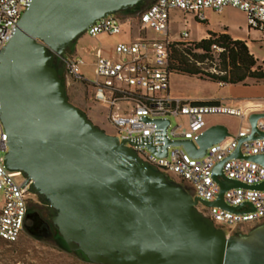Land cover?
Instances as JSON below:
<instances>
[{
	"label": "water",
	"instance_id": "95a60500",
	"mask_svg": "<svg viewBox=\"0 0 264 264\" xmlns=\"http://www.w3.org/2000/svg\"><path fill=\"white\" fill-rule=\"evenodd\" d=\"M144 0H30L13 37L0 50V121L7 135V170L18 173L48 206L50 221L71 252L91 264H264V225L227 236L197 207L232 213L223 193L232 188L264 191L228 180L220 162L212 171L217 199L192 196L134 151L137 140H119L70 103L56 62L96 21L131 10ZM264 3V0H253ZM263 113H252L249 133L227 159L244 158L243 140L264 139ZM147 121V119H145ZM164 158L170 146L201 159L207 149L231 138L227 127H207L194 141L166 137L169 120L152 121ZM142 142V140H140ZM264 166V155L245 157ZM250 207L251 204H246ZM40 234L50 236L46 224Z\"/></svg>",
	"mask_w": 264,
	"mask_h": 264
},
{
	"label": "built area",
	"instance_id": "2783aa9c",
	"mask_svg": "<svg viewBox=\"0 0 264 264\" xmlns=\"http://www.w3.org/2000/svg\"><path fill=\"white\" fill-rule=\"evenodd\" d=\"M30 0H0V50L14 35L17 23ZM233 8L245 15L249 31L258 33L264 40V3L253 0H156L138 17L141 29L150 30L154 39L137 38L129 43L119 42L114 46L115 58H106L100 49L95 52L94 77L86 80L81 75L84 60L78 56H64L63 71L76 82L86 84L91 90L92 102L109 107L107 120L113 126L119 140L134 141V151L152 169L167 176L179 178L187 189L203 201L217 199L220 188L213 179L216 164L223 162L222 172L228 180L252 187L264 182V166L245 157L264 155V139L243 140L240 152L244 158L227 159L233 153L240 139L247 135L239 132L227 142L210 146L201 159L191 158L181 147L170 146L164 158L153 154L146 147V140L158 146V137L152 121L169 120L166 137L176 140L194 141L207 128L206 118L226 115L242 119L245 108L229 107L212 102L196 103L173 99L168 94V77L164 70L168 59V22L171 11L192 15L202 22L203 12L211 10L221 13ZM122 27L117 15L96 21L85 32L90 38L99 35L116 36ZM178 39L189 41L186 30ZM128 103L126 112L121 104ZM147 119V121L145 120ZM172 120L176 122L175 126ZM257 129L264 132V118L257 122ZM142 140V142H140ZM7 135L0 121V241L13 244L23 235L26 220L25 193L18 173L10 172L4 165ZM223 200L229 207L242 206L240 212L232 213L220 207L198 206V212L207 217L216 227L234 232L242 225H259L264 221V191L232 188L223 193ZM251 204L252 209L246 204ZM205 210V215L203 214Z\"/></svg>",
	"mask_w": 264,
	"mask_h": 264
},
{
	"label": "rangeland",
	"instance_id": "374dc122",
	"mask_svg": "<svg viewBox=\"0 0 264 264\" xmlns=\"http://www.w3.org/2000/svg\"><path fill=\"white\" fill-rule=\"evenodd\" d=\"M178 14H180L179 11L174 13V15L180 17ZM174 15L172 17H176ZM185 17L187 22L184 24V20H181L173 21L171 25H169V38L174 40L173 43H182L183 49H188L190 52L196 53L193 43L197 42L196 40L200 37V29H203L204 27L201 24H197L194 16ZM184 30H186L189 34L188 42H183L178 39L179 34ZM207 38L208 35L205 39ZM86 40V36H83L70 50H68L66 55H71V53L74 52H77V55H81L79 47L82 44H85ZM103 40H105L107 44L111 45L114 39L103 38ZM252 53L256 59L264 61V44H256L252 48ZM206 65L208 64H205L204 66ZM56 66L59 75L65 84L66 94L70 103L78 107L96 126L104 130L107 134L115 135L113 126L107 121V107L105 105H97L93 103L90 96L91 90L86 85L76 82L70 77L66 76L65 72L63 71L61 59L57 60ZM83 73L85 74L86 78L90 80L92 79V74L90 71L84 70ZM171 79L173 81L172 88L175 90L183 91L185 94L193 98L218 96V98L224 104L231 100H235V97L251 95L254 91V89L251 87L250 88L252 90L243 89L240 86H234L235 88H233V86L220 87L209 81L188 76L178 77L171 75ZM179 79H184L185 82H181L182 80ZM261 102H264V99L261 100ZM236 103H238V101H236ZM94 115L101 117L102 124L97 119H95ZM172 124L175 126L176 122L172 120ZM168 177L176 183L185 186L179 178L172 175H169ZM17 180L22 181V177H18ZM1 202L2 198L0 196V206ZM260 225H264V221ZM254 226L255 225L248 223L241 229H236L231 233H229L226 229L222 230L227 236L231 237L246 234ZM55 234L56 231L50 240H38L34 235L25 233L21 236L18 242L13 244H7L0 241V264H89L82 254L78 252L75 254L69 253L65 243L61 239H57Z\"/></svg>",
	"mask_w": 264,
	"mask_h": 264
},
{
	"label": "crops",
	"instance_id": "0c3cea01",
	"mask_svg": "<svg viewBox=\"0 0 264 264\" xmlns=\"http://www.w3.org/2000/svg\"><path fill=\"white\" fill-rule=\"evenodd\" d=\"M175 12L177 11L170 12L168 26L171 25L173 21L184 20L183 21V24H184L185 22H187L185 16H192V15H187V14L180 12V14H178V16L180 17H177L176 15H174ZM172 14L176 17H172L173 16ZM203 15H204V21L202 22H199L194 18L197 24L199 25L201 24L204 27L203 29H200V37L196 41L205 39L208 32L226 33L233 40H239V41L246 42L248 50L252 55H253L252 48L256 44H264V40H262L261 36L258 33L251 32L248 30L247 25H246L245 15L236 9L228 7V8H225L221 13H215L211 10H205L203 12ZM117 18L119 19L121 27H122L121 34L116 35V36H107V35L102 34V35H99L95 39L90 38L88 35L84 34L83 36H86L87 40L85 44H82L79 47L81 55L80 54L77 55V52H74V53H71V55H68V56H78L84 60L85 65L81 68V75L86 80H90V79L85 77V74L83 73L84 70L90 71V73L92 74V79L94 77L93 67H94V61H95V52L97 49H100L101 54L104 57L115 58L113 49L117 43L119 42L129 43L137 38H142V39H154L155 38V35L153 34L152 31L141 29V25L139 23V19L136 16V14L132 12L124 11L120 15H117ZM168 30H169V27H168ZM83 36H81L79 39H81ZM103 38H107V39L113 38L114 40L112 44L110 45V44H107V42L103 40ZM168 39L174 42L173 39L169 38V32H168ZM253 57L255 58L254 55ZM262 61L258 60L259 64H261ZM262 67L264 69V65H262ZM174 76L184 77L182 75H174ZM179 80H182L181 82H185L184 79H179ZM172 82L173 81L171 79V75H169L168 77L169 86H168V90L166 94H168L173 99L189 100V101H193L196 103L212 102V103L222 104V105L229 106V107L245 108L246 109L245 115L242 119L233 117V116H226V115L210 116L206 118L207 127H210L213 125H223L227 127L228 132L232 135L231 137L237 135L239 132H244L246 135H248L250 129H249V125L247 122V118L249 117V115H251L252 113H263L264 102H261V100L264 99V83H254L252 81H248L244 85L216 84L220 87L233 86V88H235L234 86H240L243 89H251V88L254 89V91L252 92L253 94L248 95V96L243 95L240 97H235V100H231L224 104L218 98V96H213V97L208 96V97H202V98L190 97L187 94H185L183 91L173 89ZM236 101H238V103H236ZM127 107H129V104L125 103V105H121L120 109L122 112H126ZM109 110H110L109 107H107V117H108ZM94 117L102 124V119L100 116L94 115ZM228 140L229 138H226L224 142H227Z\"/></svg>",
	"mask_w": 264,
	"mask_h": 264
},
{
	"label": "trees",
	"instance_id": "16d2710c",
	"mask_svg": "<svg viewBox=\"0 0 264 264\" xmlns=\"http://www.w3.org/2000/svg\"><path fill=\"white\" fill-rule=\"evenodd\" d=\"M155 1L144 0L135 8L127 11L139 17ZM207 35V39L193 43L196 53L183 49L182 43L169 44L167 65L164 69L166 73L194 77L222 85H244L248 81L264 83L262 67L264 62L259 64L249 52L246 42L233 40L226 33L208 32ZM205 64L208 65L204 66ZM185 189L191 194L189 189L186 187ZM55 235L57 239H61L57 231ZM67 251L75 254V252Z\"/></svg>",
	"mask_w": 264,
	"mask_h": 264
},
{
	"label": "flooded vegetation",
	"instance_id": "af4514ba",
	"mask_svg": "<svg viewBox=\"0 0 264 264\" xmlns=\"http://www.w3.org/2000/svg\"><path fill=\"white\" fill-rule=\"evenodd\" d=\"M24 199L26 203V220L23 234L42 233V231L40 230V224L44 223L49 228L50 236L47 238L36 237V239L50 240L56 230L51 224L47 204L44 200L31 193L29 190L25 193ZM203 214L205 215V210H203ZM242 227H244V225L240 226L238 229H241Z\"/></svg>",
	"mask_w": 264,
	"mask_h": 264
}]
</instances>
